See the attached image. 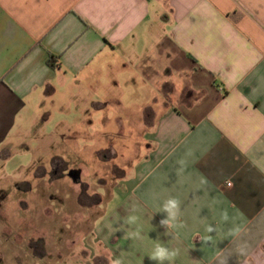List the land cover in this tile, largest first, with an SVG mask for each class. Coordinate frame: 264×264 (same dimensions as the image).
<instances>
[{
	"label": "crops",
	"instance_id": "obj_1",
	"mask_svg": "<svg viewBox=\"0 0 264 264\" xmlns=\"http://www.w3.org/2000/svg\"><path fill=\"white\" fill-rule=\"evenodd\" d=\"M19 149L33 181L80 184L77 199L93 171L79 153L126 165L79 264H158L156 243L179 250L171 264H264V0H0V180Z\"/></svg>",
	"mask_w": 264,
	"mask_h": 264
},
{
	"label": "rangeland",
	"instance_id": "obj_2",
	"mask_svg": "<svg viewBox=\"0 0 264 264\" xmlns=\"http://www.w3.org/2000/svg\"><path fill=\"white\" fill-rule=\"evenodd\" d=\"M33 136L30 133L24 135L23 142L30 146ZM135 137L137 140V136ZM129 138V135L116 137L111 134H100L98 147L106 145L110 140L114 145L126 146L130 143ZM57 152L59 150L55 148L48 150L46 148L45 151H38L34 160L48 161L56 157ZM123 152L128 154L127 150ZM88 153L90 150L82 151L77 155L90 165L87 169L93 170L91 176L87 177L89 194L87 197L82 195L79 199L76 198V191L79 190L80 184L33 181L30 176L33 171V167L29 165L30 155L23 149H19L12 161L5 166V174L0 180V264H79L81 262L82 239L89 230L92 219L103 211L106 197L115 187L117 179L123 175L122 170L124 173L127 172L126 165H113L121 159L108 161L105 158L103 161L101 153H98L96 167L90 163ZM69 155L73 158L74 153L69 152ZM109 156L110 154L106 157ZM78 160L80 159L76 157L72 162L77 164ZM126 161L130 163L136 161V158ZM56 168L61 175L64 167L57 165ZM77 170L76 167L68 170L70 177L77 178L79 176ZM82 188L84 189V184ZM103 188L104 195L100 197ZM46 190L51 191V194L47 195ZM95 190L98 192V197L92 194ZM68 191L71 193L69 198H67ZM119 201L120 198L113 196V199L107 203V208H112ZM96 202H98V210L95 209Z\"/></svg>",
	"mask_w": 264,
	"mask_h": 264
},
{
	"label": "clouds",
	"instance_id": "obj_3",
	"mask_svg": "<svg viewBox=\"0 0 264 264\" xmlns=\"http://www.w3.org/2000/svg\"><path fill=\"white\" fill-rule=\"evenodd\" d=\"M181 165L184 164V161L181 160L179 162ZM136 206L133 205L132 212H135ZM181 211V202L175 198V197H169L162 205V212L166 213V218L161 219L160 226L164 227L166 229V232L164 235H169L170 233L167 231L168 229H171L176 226V222L179 220V215ZM222 218L226 221L228 219L227 212L222 213ZM137 216L130 215L127 218L126 223L128 224H134L137 221ZM180 226H183L180 224ZM207 232L211 233L215 229L213 226L209 225L207 227ZM133 238H142L140 236V231L137 230L135 232H132L130 234ZM158 239V238H157ZM179 250L178 249H169L168 247L164 246L162 243H156L154 245L153 251L148 256V258L152 261H157L158 264H164L165 261L171 262L178 256ZM110 264H122V261L120 259L110 260Z\"/></svg>",
	"mask_w": 264,
	"mask_h": 264
},
{
	"label": "trees",
	"instance_id": "obj_4",
	"mask_svg": "<svg viewBox=\"0 0 264 264\" xmlns=\"http://www.w3.org/2000/svg\"><path fill=\"white\" fill-rule=\"evenodd\" d=\"M52 62H53V58L50 57L49 60H48V64H49L50 66H52Z\"/></svg>",
	"mask_w": 264,
	"mask_h": 264
},
{
	"label": "built area",
	"instance_id": "obj_5",
	"mask_svg": "<svg viewBox=\"0 0 264 264\" xmlns=\"http://www.w3.org/2000/svg\"><path fill=\"white\" fill-rule=\"evenodd\" d=\"M226 186L228 187V186H230V184H229V183H227V184H226Z\"/></svg>",
	"mask_w": 264,
	"mask_h": 264
}]
</instances>
